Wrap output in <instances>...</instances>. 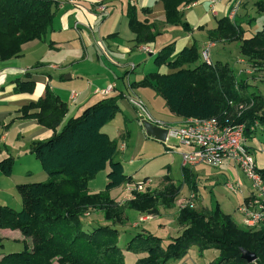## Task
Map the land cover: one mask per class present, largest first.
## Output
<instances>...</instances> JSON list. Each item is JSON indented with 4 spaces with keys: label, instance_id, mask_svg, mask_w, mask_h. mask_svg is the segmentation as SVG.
Returning <instances> with one entry per match:
<instances>
[{
    "label": "trees",
    "instance_id": "16d2710c",
    "mask_svg": "<svg viewBox=\"0 0 264 264\" xmlns=\"http://www.w3.org/2000/svg\"><path fill=\"white\" fill-rule=\"evenodd\" d=\"M161 1L167 24L192 29L183 19L182 8L193 0ZM59 6L60 0H0V60L20 56L27 42L44 41L53 29ZM141 11L150 10L129 4V26L136 34V45L152 46L161 32L148 18H140ZM249 31L234 16L222 17L216 27L207 29L212 42L237 41L242 55L262 65L264 24L250 36ZM176 43L174 40L164 45L155 55L156 69L133 85L151 87L164 98L171 113L184 120L218 118L222 124L247 121L248 125L258 121L257 128L264 124V92L248 78H238L231 62H205L196 44L177 51ZM34 87L33 81L17 80L15 90L30 93ZM118 100L119 96L104 97L62 124L68 105L47 88L36 102L18 110L19 118L36 119L53 131L49 138L30 143L31 152L49 179L17 185L22 209L0 206V229H18L25 236L24 248L2 255L0 264H128L126 252L137 256L132 264H173L184 259L192 247L198 248L201 257L206 250L218 251L207 264H264V225L243 228L218 203L212 208L196 209L197 185L186 167L181 182L166 175L159 187L136 191L133 198L118 202L111 197L112 189L134 183L133 176L117 159V142L103 131L120 112ZM238 104L248 108L237 115L234 107ZM14 165V157L5 158L0 161V170L9 176ZM107 168L105 189L92 192L89 181ZM257 170L264 178V168ZM184 183L195 195L194 206L180 208L178 221L183 229L177 236L165 242L148 231L132 233L118 227L130 210L159 215L162 209L174 207ZM91 208L103 213L104 222L89 221ZM124 235L129 239L121 245ZM2 241L0 236V246ZM240 248L254 252L257 259L248 262Z\"/></svg>",
    "mask_w": 264,
    "mask_h": 264
},
{
    "label": "crops",
    "instance_id": "0c3cea01",
    "mask_svg": "<svg viewBox=\"0 0 264 264\" xmlns=\"http://www.w3.org/2000/svg\"><path fill=\"white\" fill-rule=\"evenodd\" d=\"M129 4L136 5L140 10L148 8L150 11L140 12V18H148L157 25L161 32L156 42L150 46L152 52H148L149 55L156 54L164 45L175 40L177 51L193 44L203 49L215 48L221 44L223 48L218 49L217 54L224 60L220 57L216 60L229 61V46L233 43L212 42L208 37L207 29L216 27L218 20L225 16L230 18L234 16L240 25L250 28L251 31L253 27L261 28L264 24V0H218L217 2L193 0L191 4L182 8L183 19L192 27L187 31L179 25H169L165 22V7L161 0H60L53 29L46 39L27 42L22 45L20 56L0 60V161L8 157L15 159L11 175H4L0 170V206L12 207L13 203L22 205L20 195H16L17 185L35 182V176L40 175L41 170L38 163L33 160L35 155L30 150V143L49 138L53 131L38 123L36 119L19 118L18 110L36 102L47 88L59 95L68 105L69 110L62 124L70 117L80 115L86 107L104 97L119 96L120 112L116 117L120 116V138L125 142L131 137V131L124 127L125 122L130 121L128 111L134 114L133 116L139 121L147 135L142 122L138 119L137 110L130 101L131 98H141L155 116L159 114L158 105L161 103L166 105V102L151 87L133 85L153 71V65L144 55L147 52L143 50V47L147 45H136L135 43L136 34L131 30L129 19L126 16ZM103 5L106 6L105 10H101ZM259 18L263 20L258 24ZM164 41L166 44L163 43ZM234 45L240 46L237 41ZM139 61L146 63L138 66ZM17 80L33 81L35 83L33 92L18 93L15 90ZM111 85L114 88L109 94L100 92L101 89ZM73 91L77 93L76 99L71 97ZM175 118L173 121L164 122L178 124L184 120L176 115ZM115 119L118 120V118ZM108 125L109 123L103 127V131L110 135L105 129ZM185 149L182 147L178 153L182 161L181 179L176 181L169 177L174 182H181L183 169L188 168L197 185L198 197L195 202L198 210L214 206L213 203L205 201L203 189L212 192L213 202L217 200L220 206H225L229 196L223 191L220 180H223L222 184L227 188L229 182L238 184L237 189L232 190L240 194L241 201L238 206L251 195L250 181L234 161H225L219 167L206 164L184 166L181 152ZM42 171L41 173H46L49 179L48 173L43 168ZM42 176L45 177V174ZM92 180L90 190L92 192L102 191L91 185ZM125 185L112 189L111 197L120 201L117 197L121 190L125 191ZM115 190L119 191L114 192ZM191 193L190 186L184 183L174 207L162 209L159 215L149 216L147 214L144 222L135 226L123 229L118 227L132 233L148 231L163 238L177 236L183 229L178 221L180 210L178 201L184 200ZM227 213L231 214L241 227L246 228L243 225L244 217L238 209ZM94 214H99V216ZM141 214L130 210L126 215L130 219L132 216H141ZM89 221L91 223L104 222L103 213L99 211L91 214ZM0 236L4 239L2 248H0V257L12 252L6 251V244L11 241L18 244L17 250L24 248L25 236L18 229H0ZM27 243H30V239H27ZM209 251L206 250L202 257ZM217 255L218 253L213 254L212 260ZM186 257L173 263H184Z\"/></svg>",
    "mask_w": 264,
    "mask_h": 264
},
{
    "label": "rangeland",
    "instance_id": "374dc122",
    "mask_svg": "<svg viewBox=\"0 0 264 264\" xmlns=\"http://www.w3.org/2000/svg\"><path fill=\"white\" fill-rule=\"evenodd\" d=\"M262 20L263 19L259 18L258 24ZM254 29L257 30V29H260V27L259 26L257 28L253 27L252 31H249L247 33V35L248 36L252 35V33H254V31H256ZM164 37L161 38V40H160L161 42L163 41ZM165 42L166 41H164L163 43L166 44ZM232 43H233V45L229 46L230 47L229 61L232 64L235 61L234 66H235V71L237 73L238 78H242V77L248 78V80L251 82V84H253L254 87H258L260 92H264V62L262 65H257V64H255V62L249 61L244 55L241 54L239 46L234 45L235 42H232ZM148 47L150 49V46H148ZM207 48L208 47L203 49L199 46L198 49H199L200 55H201L202 51L207 49ZM222 48L223 47L221 44H218L217 47H215V48L210 47V59H211V61H217L216 59H219L217 57H220V59L224 60L223 57L218 56V54H217V50L222 49ZM146 52L147 53L144 54L145 58L147 60H150L151 64L153 65V70H155L156 66L154 63V58H155L156 54L149 55L148 52H152L151 49H150V51H146ZM200 59L203 60L202 57ZM145 63L146 62L139 61L138 66L139 65L143 66V64H145ZM236 64H237V67H236ZM133 65L136 66V64H133ZM137 71H139V69H137ZM105 89H101L100 92L103 93V91ZM158 96H160V95H158ZM160 98H162V97L160 96ZM159 105H158L159 114L157 116H155L152 113V115L156 119H158L160 121H173L176 119L175 115H173L171 113V111L169 110L167 105H164L163 103H161ZM247 108H248V105H246V104H238L234 107V112H235V114L238 115L241 112L246 111ZM127 114L130 117V121L128 120L127 123L125 122L124 127L126 129H128L129 131H131V137L129 140L127 139L125 141L127 144V148L125 151L119 150V147H120L121 143L123 142V140L120 138V132H121V130H120L121 126H120V121H119L120 116L116 117L117 116L116 115L115 118H118V120L114 118L109 123V125L105 128L108 131V133L112 136V137H110V135H109V137L112 140H115L117 142L118 150H119V153L117 155V159L123 163L125 172L128 175H132L134 178V183L126 184L125 185V191L121 190V192L119 193V196L117 198L120 199V201L116 200V198H115V200L118 202H123L127 199L133 198L136 191L143 193V192H146L147 190H152L156 187H159L161 185V182H163V180H162L163 177L166 175L170 176L171 178L175 179L176 181L180 180L182 177V168H181L182 167V165H181L182 161H181V157L178 153L183 146L178 145L174 150H167L165 142L159 141L158 139H156L154 137L145 135L143 128L141 127V124L133 116L134 114L131 111H128ZM252 124H254V122ZM252 124H250V125H252ZM259 124H260V122H259ZM259 124H258V126H259ZM248 132H249V135H248ZM248 132L246 134L247 135V145L250 147V151L256 160L257 167L259 169L264 168V124L262 126L258 127L256 130H250L249 129ZM170 143L171 144H178V141L175 138H170ZM33 160L38 163L39 168L41 170L40 175L35 176V179H36L35 182L47 180L48 179L46 177L47 174L41 173L43 171H42V165H41L40 161L38 159H36L35 157H33ZM108 171H109V168L99 172L97 174L96 178L94 180H92L93 183H91V185H93L94 188H100V189L104 190L105 186L108 182V180H107ZM43 174H45V177L42 176ZM146 178H149L148 181L146 182V184H142V182ZM220 179H222V178H220ZM220 181L223 183V180H220ZM90 182L91 181H89V186H90ZM32 183H34V182H32ZM147 183H148V185H147ZM222 183H221V185H222L223 191L229 196L228 201H227L229 203L227 205V202H226L225 206L221 205L220 206L221 209L226 213L227 212L232 213L236 209L239 210L240 207L238 206V203H240V201H241L240 194L235 193L234 191L228 189L227 187H224V185ZM118 191L119 190H115L114 192H118ZM17 194L18 193L16 192V195ZM193 194L194 193L192 192L188 197H185L184 200H182V201L179 200L178 201V207L181 208L182 206H185L187 201H189V199L191 198V196ZM203 194L205 196V198H204L205 201H207L208 203H210V204L213 203L212 205H214V206L217 203L219 204V202H217V200H214V202L212 201V199H213L212 192H209V191L203 189ZM12 207L16 210H20V209H22L23 206L21 204L16 205L13 203ZM195 208L197 209L196 206H195ZM97 212H99V211L93 210L89 216H91V214L97 213ZM94 215L99 216V214H94ZM148 215L149 216H155V215H151V214H148ZM146 216H147L146 213H142L141 216H136V217L132 216L133 218L131 217L130 219L128 217H126L125 221L118 224V226L122 229L135 226L138 223L144 222V218ZM133 222H135V224ZM262 225H264V223ZM128 239H129V236L124 235L123 238L120 240L121 245H125L127 243ZM164 240L166 242L168 240V238L165 237ZM17 245L18 244H16V242H14V241L7 243L6 244L7 250L6 251H8V250L12 251V252L20 251V250H17L18 249ZM0 248H2V247L0 246ZM216 253H218L217 250L211 249L208 253H206V255L204 257H201V256H199L198 248L192 247L190 249L189 253L187 254L186 261H184V263H181V264H207L212 260V257H213L212 255L216 254ZM135 257H136L135 254L126 252V261L128 264H132L137 258V257L136 258ZM173 264H177V263H173Z\"/></svg>",
    "mask_w": 264,
    "mask_h": 264
},
{
    "label": "built area",
    "instance_id": "2783aa9c",
    "mask_svg": "<svg viewBox=\"0 0 264 264\" xmlns=\"http://www.w3.org/2000/svg\"><path fill=\"white\" fill-rule=\"evenodd\" d=\"M217 2L218 0H212ZM106 6H101L105 10ZM143 50L150 51L148 46ZM203 61L210 63V47L201 53ZM114 86H109L103 93L109 94ZM77 93L72 92V99H76ZM131 103L135 106L138 119L149 121L154 125L167 129V138L164 141L168 150H174L176 146L186 149L181 152L184 166L206 164L213 167L221 166L225 161H234L250 181L252 193L249 200L243 202L239 212L243 215V224L249 229L257 228L264 223V178L257 170L256 160L247 146V128L255 130L259 124L248 125L247 121L222 124L218 118L185 119L178 124H172L156 119L145 102L141 98L132 97ZM170 138H175L178 144H171ZM126 142H122L119 150L124 151ZM231 190H236L238 184L229 182ZM193 194L186 205L194 206ZM89 214V212H86Z\"/></svg>",
    "mask_w": 264,
    "mask_h": 264
},
{
    "label": "water",
    "instance_id": "95a60500",
    "mask_svg": "<svg viewBox=\"0 0 264 264\" xmlns=\"http://www.w3.org/2000/svg\"><path fill=\"white\" fill-rule=\"evenodd\" d=\"M145 132L148 136L154 137L159 141H165L167 138V129L161 128L160 126L154 125L149 121L142 122ZM242 257L248 262H253L257 259V255L245 248H240Z\"/></svg>",
    "mask_w": 264,
    "mask_h": 264
}]
</instances>
